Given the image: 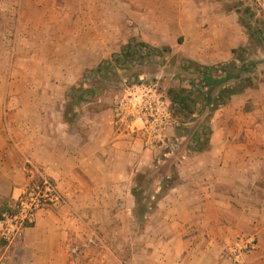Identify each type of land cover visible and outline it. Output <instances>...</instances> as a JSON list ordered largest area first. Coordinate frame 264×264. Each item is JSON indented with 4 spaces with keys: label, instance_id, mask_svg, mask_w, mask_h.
Segmentation results:
<instances>
[{
    "label": "crops",
    "instance_id": "1",
    "mask_svg": "<svg viewBox=\"0 0 264 264\" xmlns=\"http://www.w3.org/2000/svg\"><path fill=\"white\" fill-rule=\"evenodd\" d=\"M3 1L18 16L5 20L16 30L12 53L0 49V204L15 205L31 169L54 183L62 202L38 211L10 245L0 242V264H233L223 251L246 236L258 247L245 264H264V89L232 96L215 112L203 152L182 150L170 119L166 139L178 148L165 153L114 128L113 98L80 103L72 116L66 95L129 42L156 50L173 40L132 39L122 21L129 6L119 0ZM234 1L169 0L172 30L184 37L177 54L198 67L234 61L246 42ZM163 157H173L176 180L162 191L163 176L154 178L153 211L142 215L136 249L122 257L109 241L127 235L120 222L137 219L136 175Z\"/></svg>",
    "mask_w": 264,
    "mask_h": 264
},
{
    "label": "rangeland",
    "instance_id": "2",
    "mask_svg": "<svg viewBox=\"0 0 264 264\" xmlns=\"http://www.w3.org/2000/svg\"><path fill=\"white\" fill-rule=\"evenodd\" d=\"M3 3L4 1L0 0V49L2 47L3 50H1V52H3V56H7V54L10 55L12 53L11 50L13 45L11 41L15 38L16 30L13 27V22L5 25V20L12 19L16 21L18 11L17 5L2 6ZM158 5H161L162 13L152 14L151 11ZM232 5L234 8H237L239 23L246 37L245 44L237 50L233 60L238 59L241 61L236 62L237 68H241L242 65L252 64L250 70L243 69L241 71L242 75L244 78H250L253 83H259L258 88L261 87L264 89V8L259 7L252 0H235ZM116 6L125 8L129 6L130 11L128 14L126 12L124 13L122 21L124 23H130L129 28L131 30L132 39H135L133 35L138 37V34L142 36L143 33L151 36L154 35L159 39L161 38V41L164 40L168 44L173 40L174 45L173 48H171L163 44L160 45L159 48H156V50L146 46L149 50L148 55L146 54L139 59L135 58L129 66H125V69L118 70L116 74L108 76L109 80L105 85L103 84V90L100 93L101 99L110 98L111 100L113 98L114 100V96L118 91V84L123 81L136 83L139 76H143L147 84L155 85L160 93H164L167 96V91L169 89L185 87L189 82L194 80L195 75H199L198 68L190 61L179 56L176 52L177 42L182 44L184 42V37L180 36V34L177 35L176 31L172 30L171 26L174 25L172 18L176 15L170 12L169 0H162V3H158V0H119L116 2ZM119 16L121 15L119 14ZM154 28H157V34ZM154 36L152 37L154 38ZM8 75V71L7 76L5 72L2 79L4 85H7L9 82ZM94 83L95 82L90 80L87 84L91 86L94 85ZM252 90L256 89L252 88ZM69 108L70 106L67 107V109ZM69 114L73 116V109ZM202 119L201 116L197 120V123ZM171 120L176 121V123L178 121V119L172 117V115ZM196 125V123H191L188 124L187 127L192 132L191 129ZM181 141V148L183 150L186 146L187 138H182ZM167 159L171 161L160 162L158 164L160 165L159 167H169L173 163V157ZM169 172L170 171H168V173ZM152 177H154V173ZM153 190L152 185L151 191H147L143 195L144 200L142 204L145 205L144 214H150L153 211V201L151 198H148L154 194ZM142 204L140 207L141 213L136 221H131L129 225H126V223L123 225L121 222L118 224L119 229L124 230V233L127 235L109 241L122 257H126V255L136 249L132 243L137 245L139 238L136 237L138 236L136 233L140 232L143 224H145L144 222L142 223Z\"/></svg>",
    "mask_w": 264,
    "mask_h": 264
},
{
    "label": "trees",
    "instance_id": "3",
    "mask_svg": "<svg viewBox=\"0 0 264 264\" xmlns=\"http://www.w3.org/2000/svg\"><path fill=\"white\" fill-rule=\"evenodd\" d=\"M142 47L146 46L131 41L123 49L120 56L114 55L110 61L103 62L89 73L84 74L82 79L66 95L67 107L70 106V108L67 109L66 107L65 115L69 114L73 107L80 103L100 98L103 86L109 80L108 76L116 74L118 70L125 69V66H129L135 58L139 59L142 57L140 52V48ZM236 52L237 50L232 51L234 55ZM236 62L241 61L235 59L231 63L214 67H198L195 65L198 68L199 75L198 78L189 83V88L178 87L171 88L167 91L170 115L179 121H177V125L175 126V133L178 139L187 138V143L184 148L187 152L197 153L207 150L210 135L212 134L210 122L215 112L226 105L232 96L242 94L246 89L258 87L259 83H253L248 77L244 78L241 72L243 69L250 70L252 64L242 65L241 68H237ZM87 77L95 82L94 85L90 86L85 83L84 79ZM201 116L203 119L197 123V120ZM191 123L197 124L191 129L192 132L187 127ZM162 160H164L163 162H167L170 159L163 157ZM159 166L155 164L152 171H146L136 175V187L132 191L136 199L134 211L136 218L141 213L140 207L144 200L143 195L147 191H151L156 176H163L161 179L162 191L169 188L176 180L175 166L173 163L169 167ZM168 171L170 172L168 173ZM152 173H154V177H152ZM156 198L155 196L154 199L156 200ZM154 204L155 202L152 203V206ZM144 209L145 205L142 204V214L145 213ZM8 210L9 207L0 204V219L2 213Z\"/></svg>",
    "mask_w": 264,
    "mask_h": 264
},
{
    "label": "built area",
    "instance_id": "4",
    "mask_svg": "<svg viewBox=\"0 0 264 264\" xmlns=\"http://www.w3.org/2000/svg\"><path fill=\"white\" fill-rule=\"evenodd\" d=\"M264 8V0H252ZM142 56L148 54L146 47L140 48ZM86 82H89L87 80ZM113 100V125L119 133H127L143 139L147 146L159 144L165 151L173 152L178 141L167 140L165 129L171 119L169 101L155 85L147 84L143 76L136 83L123 81L117 86ZM137 123L140 125L137 126ZM34 178L15 205L1 215L0 242L10 245L22 236L26 227L32 226L41 209L62 202L54 183L31 169ZM258 247L255 236L239 237L224 251V256L233 264H245L248 254Z\"/></svg>",
    "mask_w": 264,
    "mask_h": 264
}]
</instances>
